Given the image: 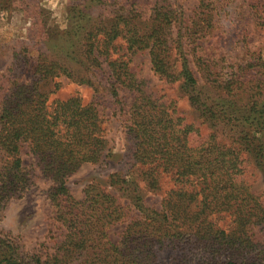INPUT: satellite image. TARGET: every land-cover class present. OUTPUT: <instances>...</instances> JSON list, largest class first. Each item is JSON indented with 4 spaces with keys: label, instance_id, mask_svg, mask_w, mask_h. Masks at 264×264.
Listing matches in <instances>:
<instances>
[{
    "label": "trees",
    "instance_id": "16d2710c",
    "mask_svg": "<svg viewBox=\"0 0 264 264\" xmlns=\"http://www.w3.org/2000/svg\"><path fill=\"white\" fill-rule=\"evenodd\" d=\"M204 6L199 0L203 22L212 12ZM76 13L80 21L82 11ZM182 23L168 0H154L148 10L136 2L122 4L107 22L96 19L83 27L82 48L71 58L77 69L73 61L38 48L27 81L21 80L19 65L26 47L13 52L5 85H0V210L32 185L21 156L26 147L37 158L41 176L51 182L46 195L64 232L52 252L27 255L0 234V264H264V201L242 176L244 163L264 164V105L258 106L264 58L246 54L222 75L207 55L195 56L203 71L199 83L183 48ZM197 27L200 34L192 45L202 50L208 25L192 21L184 34L196 35ZM144 51L152 72L168 84L178 83L209 122L226 121L224 126L236 129L229 143L212 132L192 145L199 128L131 71L132 56ZM22 59L25 67L28 58ZM59 77L92 87L94 100L51 99L57 83L53 90L44 85ZM240 91L248 93L247 112L232 117L230 99ZM105 110L119 115L133 163L124 174H110L106 186L86 185L83 198L76 199L68 177L110 152L101 126ZM163 177L172 186L159 209L150 208L144 191H160ZM118 225L123 228L113 240L110 231Z\"/></svg>",
    "mask_w": 264,
    "mask_h": 264
},
{
    "label": "rangeland",
    "instance_id": "374dc122",
    "mask_svg": "<svg viewBox=\"0 0 264 264\" xmlns=\"http://www.w3.org/2000/svg\"><path fill=\"white\" fill-rule=\"evenodd\" d=\"M168 1L184 21L180 27V35H183L181 40L188 64L199 83L203 81V71L195 56H208L210 63L216 64V73L222 75L246 54L264 58V0H205L208 6L201 9L204 11L209 8L212 17L206 16L210 20L204 22L198 20L199 0ZM133 2L148 10L154 0H0V85H5L8 70L12 67L13 52L21 51L24 47L26 51H21L19 55L21 80L30 79L31 61L36 58L38 48L52 56L73 61L72 67L77 69V61L71 58L79 54L82 48L79 39L84 33L83 27L89 26L96 19L107 22L114 8ZM76 10L82 11L80 21L76 18ZM192 21L209 26V33L201 43L204 45L202 50L192 45V41L200 34L199 27L195 29L196 35L184 34V27ZM23 56L28 58L25 67L22 64ZM129 67L138 79L145 81L147 89L155 97H161L164 102L174 101L177 112L186 122L194 123L199 128L200 136L192 139L193 146L212 132L229 143L236 129H232L231 124L224 126L226 121L218 124L216 121L209 122L207 115L198 106L191 104L187 95L181 92L178 83L168 84L159 79L151 70L147 52L133 55ZM54 83L58 87L50 94L51 99H66L77 95L84 104H88L95 98L92 87L71 82L65 77L56 78L44 87L53 90ZM261 88L263 95L258 106L264 105V83ZM247 94L246 91H240L230 99L234 103V106H229L232 117L247 112L244 106L249 99ZM104 114L105 121L101 126L109 142L110 152L97 164H82L68 177L66 184L76 199L83 198L86 185L96 182L106 186L110 174H124L125 169L133 163L132 145L124 134L119 115H112L110 110H105ZM261 138L264 141V133ZM21 156L24 166L32 172V185L21 197L7 201L0 210V234L13 240L23 254L50 253L57 247L64 232L54 220L53 209L46 195L51 182L41 176L37 158L26 147L22 149ZM244 168L242 176L247 185L264 201V164L255 167L250 161L244 163ZM171 186L169 177H163L160 191H144L146 206L159 209L162 195ZM120 202L126 205L128 201L120 197ZM122 228L123 225H118L111 229L113 240L118 238Z\"/></svg>",
    "mask_w": 264,
    "mask_h": 264
}]
</instances>
